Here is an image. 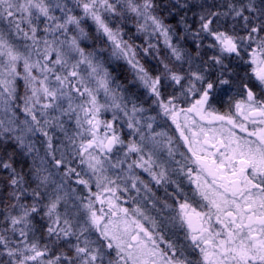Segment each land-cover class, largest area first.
<instances>
[{
    "label": "snow or ice",
    "instance_id": "obj_1",
    "mask_svg": "<svg viewBox=\"0 0 264 264\" xmlns=\"http://www.w3.org/2000/svg\"><path fill=\"white\" fill-rule=\"evenodd\" d=\"M70 3L0 0V264H264V0Z\"/></svg>",
    "mask_w": 264,
    "mask_h": 264
},
{
    "label": "rangeland",
    "instance_id": "obj_2",
    "mask_svg": "<svg viewBox=\"0 0 264 264\" xmlns=\"http://www.w3.org/2000/svg\"><path fill=\"white\" fill-rule=\"evenodd\" d=\"M74 4H75V0H72V3L69 4L70 7H74ZM74 14L76 15H81L82 12L79 8H75L74 7ZM57 15H59V13H57ZM171 23L175 24L176 22L175 21H170ZM86 28H88L89 31L92 30V28H94V25H92V22L90 20L87 21V23L85 25ZM91 26V27H89ZM125 32L129 33V35H125L124 39L126 40H129V43H133L134 45L135 44H141V43H144L145 40L147 39V37L142 34V33H136L135 32V28L134 27H131V28H125L124 30ZM177 31L180 33V34H183V28L182 26L179 27L177 29ZM129 36H131V39L129 38ZM151 43L153 44H158V47L163 50V38H159L158 40L157 39H152L151 40ZM180 43L183 45L184 42L183 41H180ZM85 46H91V42H88V44H86ZM99 47H105L107 48V45H97ZM186 47H191V42H189V44L185 45ZM137 51V59H139L141 61V63L145 64L146 66H151V64L154 63V61H152L150 59L149 56H144L143 53L140 52L139 49H136ZM108 56V53L106 52L105 53V58H107ZM106 66L109 68V70L112 72V74L121 82V81H129L132 79V75H133V70L131 68V66L127 63L126 60L124 59H112L111 63H108L106 64ZM122 83V82H121ZM135 91V90H134ZM21 92H22V89H21ZM144 92L145 90L140 88L139 89V95L143 96L144 95ZM145 107H147V104H145ZM21 119H23V116L21 115L20 117ZM107 118H110L107 117ZM37 145L39 147V142L37 141ZM41 154H43V149L41 148ZM179 158V157H177ZM25 159H29L27 157H25ZM79 170V169H78ZM136 175H139L141 179H143L145 182H146V175L147 173H144L142 170H137L135 172ZM148 176V175H147ZM139 186V185H138ZM73 187H75V185H73ZM95 191V189H93ZM78 192H80V189H78ZM131 194H135V192H132ZM0 196H2L0 194ZM129 198L128 195H124L123 196V199L126 201V199ZM138 201L137 202H140V201H143L142 202V208H146L144 206L146 200L144 199V192L143 190H141V193L140 195L137 197ZM1 205V204H0ZM123 207H126L125 206V203L122 204ZM2 209V208H1ZM0 216H2V213H0Z\"/></svg>",
    "mask_w": 264,
    "mask_h": 264
},
{
    "label": "flooded vegetation",
    "instance_id": "obj_3",
    "mask_svg": "<svg viewBox=\"0 0 264 264\" xmlns=\"http://www.w3.org/2000/svg\"><path fill=\"white\" fill-rule=\"evenodd\" d=\"M224 99L226 100V98H224ZM217 107L220 109V111L222 113L227 110V105L226 104H218ZM205 126H207V125H205ZM249 130L251 131V126H249ZM169 134L172 135V136H174V137L177 135V133L172 132L171 130H169ZM238 134H241V133L238 132ZM242 135H246V134H242ZM181 151H183V149H181ZM177 159H179V158H177ZM145 179H146V182H148L149 177L146 175ZM184 186H185V191H188L189 185H188V182H187L186 179L184 180ZM149 187L152 189V192L156 195L157 198H160V199H163L164 198L165 193H164L163 187L154 186L151 183L149 184ZM172 191H173V188L172 187H169L168 188V192L171 193ZM131 195H135V194H131ZM137 201H138V199L136 200V203H138L142 207L143 206L142 205V202L143 201H140V202H137ZM150 205H151V201L150 200H146V202L144 204V206L146 208H144V209H145V211H146L147 214H149L151 216H155L156 213L154 211L153 212H148L147 211V209L150 207ZM125 206L131 210L135 205L133 204V201L132 200H130L129 198H127L126 199ZM198 210H202V209H198ZM145 227H147V224H145ZM165 239L167 240L168 237L165 236ZM160 247L163 248L164 245L161 244Z\"/></svg>",
    "mask_w": 264,
    "mask_h": 264
},
{
    "label": "trees",
    "instance_id": "obj_4",
    "mask_svg": "<svg viewBox=\"0 0 264 264\" xmlns=\"http://www.w3.org/2000/svg\"><path fill=\"white\" fill-rule=\"evenodd\" d=\"M122 83H125V84H127L128 83V81H121ZM0 194L3 196V195H5L6 193H3L2 191H0ZM1 208H3V205L1 204L0 205V209Z\"/></svg>",
    "mask_w": 264,
    "mask_h": 264
}]
</instances>
